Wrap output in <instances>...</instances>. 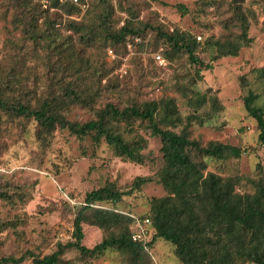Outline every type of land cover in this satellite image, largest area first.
Returning <instances> with one entry per match:
<instances>
[{
	"label": "trees",
	"instance_id": "16d2710c",
	"mask_svg": "<svg viewBox=\"0 0 264 264\" xmlns=\"http://www.w3.org/2000/svg\"><path fill=\"white\" fill-rule=\"evenodd\" d=\"M7 1L20 34L0 45V140L16 126L45 155L56 136L68 131L95 146L106 143L124 161L156 166L143 136L148 132L159 138L161 164L153 175L136 177L129 190L108 181L85 193L80 204L65 202L73 216L71 240L57 242L44 256L0 254V264H94L106 251L117 254L119 264H156L150 249L157 239L171 244L181 264H264V165L259 163L251 175L212 171L210 163L239 159L245 149L203 143L190 130L193 122H203L200 109L218 110L215 93L195 88L202 73L252 42L249 28L257 21L252 3L195 0L200 41L181 26L170 32L160 22L150 10L160 0ZM120 20L123 24L116 27ZM261 31L264 35V25ZM128 43L134 49L146 47L154 63L160 46L157 54L178 64L182 74L174 73L172 83L159 81L152 94L112 77ZM207 48L212 51L206 62L202 54ZM108 51L114 56L110 62ZM238 86L254 120L257 145L264 148V66L240 75ZM180 99L188 115H182ZM76 111H87L90 118L71 117ZM152 181L164 194L148 200L147 213L136 217L116 210L123 196ZM0 198L10 202L7 193ZM145 220L150 222L148 240H133ZM87 228L99 232L93 245L87 243Z\"/></svg>",
	"mask_w": 264,
	"mask_h": 264
},
{
	"label": "rangeland",
	"instance_id": "374dc122",
	"mask_svg": "<svg viewBox=\"0 0 264 264\" xmlns=\"http://www.w3.org/2000/svg\"><path fill=\"white\" fill-rule=\"evenodd\" d=\"M244 5L252 3L257 13V21L250 24L249 36L252 42L242 48L235 57L221 58L213 63L212 69L202 73V79L196 83L199 91L211 90L216 96V111L206 105L200 112L203 122H193L190 126L191 137L203 143L219 141L233 146L241 144L245 152L239 159L226 163H210L209 169L221 175L247 174L255 172L257 165H264V148L257 145V133L254 120L250 118L241 101L238 77L252 68L264 66V10L259 7L260 0H243ZM188 11L182 13L178 7ZM86 5L82 6L85 9ZM151 11L169 31L174 25L198 37L195 0H160L152 4ZM13 10L7 0H0V45L6 39H13L20 30L12 23ZM123 17V13H119ZM142 18V15L140 16ZM155 20V18L153 19ZM123 24L122 20L116 25ZM215 31V29L213 30ZM148 37V36H147ZM148 38L144 40L146 43ZM139 42V39L134 41ZM127 54L122 57L119 67L111 73L112 77L141 86L144 92L154 93L159 81L170 82L174 73L182 74L178 64L154 63L152 54L146 47L134 49L132 43L126 45ZM162 51L159 46L157 53ZM212 49L207 48L202 59L209 61ZM157 53H154L155 55ZM153 54V55H154ZM107 61L114 58L107 52ZM143 69V71H141ZM105 84V80L102 81ZM184 103V102H183ZM182 115L190 110L179 100ZM71 117L79 121L90 118L87 111H76ZM10 134H2L0 140V193H7L10 202L0 198V222L7 226L0 228V254L19 258L28 253L44 256L57 242L71 240L72 218L65 202L70 206L80 204L87 192L101 188L106 182H113L122 191L129 190L132 181L138 176H151L161 164L160 141L143 133L148 142L147 151H151L155 165H139L115 157L106 143L98 146L89 139H81L68 131L59 133L47 154L42 155L30 136L23 139L16 126L9 129ZM162 187L152 181L129 195L122 197L115 206L116 210L141 216L149 209L148 200L163 196ZM105 207H111L108 204ZM87 243L93 245L99 232L85 229ZM156 264H181L173 254L171 244L157 239L150 249ZM29 260L26 264H29ZM94 264H119L117 254L106 251L93 260Z\"/></svg>",
	"mask_w": 264,
	"mask_h": 264
},
{
	"label": "built area",
	"instance_id": "2783aa9c",
	"mask_svg": "<svg viewBox=\"0 0 264 264\" xmlns=\"http://www.w3.org/2000/svg\"><path fill=\"white\" fill-rule=\"evenodd\" d=\"M74 2H77V0H74ZM108 54L112 55V52L108 51ZM155 60L159 64H164V62H165L164 59L159 54L155 55ZM149 231H150V222L148 220H145L144 224L139 227V229L136 231V233L133 234L132 238H133V240H136V241L148 240Z\"/></svg>",
	"mask_w": 264,
	"mask_h": 264
}]
</instances>
